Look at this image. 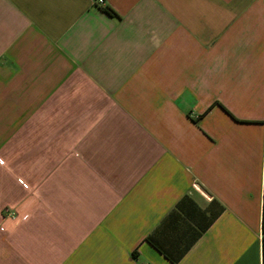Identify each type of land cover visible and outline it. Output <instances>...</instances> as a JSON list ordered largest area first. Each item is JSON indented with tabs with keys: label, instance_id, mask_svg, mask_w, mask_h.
Here are the masks:
<instances>
[{
	"label": "crops",
	"instance_id": "crops-1",
	"mask_svg": "<svg viewBox=\"0 0 264 264\" xmlns=\"http://www.w3.org/2000/svg\"><path fill=\"white\" fill-rule=\"evenodd\" d=\"M0 264H264V0H0Z\"/></svg>",
	"mask_w": 264,
	"mask_h": 264
},
{
	"label": "trees",
	"instance_id": "trees-1",
	"mask_svg": "<svg viewBox=\"0 0 264 264\" xmlns=\"http://www.w3.org/2000/svg\"><path fill=\"white\" fill-rule=\"evenodd\" d=\"M105 10L109 12L110 14H115L114 10L110 7H105Z\"/></svg>",
	"mask_w": 264,
	"mask_h": 264
},
{
	"label": "built area",
	"instance_id": "built-area-1",
	"mask_svg": "<svg viewBox=\"0 0 264 264\" xmlns=\"http://www.w3.org/2000/svg\"><path fill=\"white\" fill-rule=\"evenodd\" d=\"M95 3H97L99 5H104L105 0H95Z\"/></svg>",
	"mask_w": 264,
	"mask_h": 264
}]
</instances>
